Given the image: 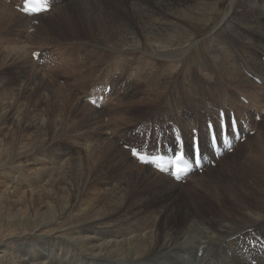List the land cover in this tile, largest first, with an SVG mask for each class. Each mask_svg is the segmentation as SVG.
Returning <instances> with one entry per match:
<instances>
[{
    "label": "rangeland",
    "instance_id": "1",
    "mask_svg": "<svg viewBox=\"0 0 264 264\" xmlns=\"http://www.w3.org/2000/svg\"><path fill=\"white\" fill-rule=\"evenodd\" d=\"M159 2L180 9L172 14L161 10ZM136 3L148 7L154 18L172 16L171 26L162 31L165 42L147 45L131 6ZM21 4L0 0V264H67L79 255L77 264H85V255L94 257L90 264H99L100 256L93 254L87 239L115 223L125 227L120 232L127 231L128 224L117 219L124 214H136L131 223L149 236L158 228L163 232L168 211L159 207L162 200L181 208L173 221L176 229L194 221L200 230L217 236L214 227L226 225L239 229L240 242L251 238L250 229L264 234V191L238 199L223 191L225 185H247L250 161L245 159L264 141V110L255 112L257 134L237 137L226 157L217 156L181 182L128 156L131 149L159 150L144 132L157 134V127L166 124L164 137L170 140L168 122L180 126L187 137L191 118L182 121L183 113L204 117L216 103L217 116L224 104L222 92L237 106L234 112L250 102L258 111L264 106L255 98L264 97L260 80L256 88L244 91L226 77L242 71L241 66L264 71V49L242 42L246 38L264 44V39L240 20L247 18L246 4L264 12V0H64L38 18L36 33L29 30L33 20L19 14ZM103 8L122 19L133 43L118 41L117 21L109 19L112 27L107 29L98 17ZM20 18L27 23L18 25ZM222 61L232 68L220 70ZM106 88L110 93L100 108L87 102ZM239 95L245 97L242 105Z\"/></svg>",
    "mask_w": 264,
    "mask_h": 264
},
{
    "label": "bare ground",
    "instance_id": "2",
    "mask_svg": "<svg viewBox=\"0 0 264 264\" xmlns=\"http://www.w3.org/2000/svg\"><path fill=\"white\" fill-rule=\"evenodd\" d=\"M63 2H64V0H54V6L56 8L61 7L62 6L61 4ZM100 4L101 3H99L97 5L99 6ZM157 4L159 5V8L161 10H163V9L168 10V11H170V13L172 12V14L180 9V8H178L177 4H173L172 5L173 8H170L167 4L165 5L162 2H159ZM175 5H177V6H175ZM131 6H132L133 11L136 13V16H137L136 18H138L139 22L142 24V26H141L142 28H141V30H139V33L142 36H144V38H146V41L148 42L147 45L148 44L150 45V42H153V41L154 42H160V43L165 42L167 40V38L164 34H162V31L168 29L169 26H171V21H170L171 18L169 19V17H172V16H169L167 18L166 17L163 18V17H161V14L157 13V11H156L157 15L159 14L160 17L154 18V15H151V16L149 15L150 12L147 10L148 7L144 8L139 3L133 4ZM55 7H53V8H55ZM86 7L91 8V9L94 8L91 3H87ZM245 8H246V12H247L245 14H247V18L246 19H240L241 22L244 23V25H245L244 27L245 28L247 27L248 29L252 30V32L254 31V32L258 33L259 34L258 36H260L259 38L264 39V23L262 21V16H264V12L259 11V8H257V9L254 8L253 4L250 6L248 4H246ZM243 10H245V9H243ZM52 11H53V9L51 11H49L48 13H42V14H39V15L34 16V17H27L25 15H22L21 13H19V14L22 15L23 18L25 17L27 19L33 20V24L31 23V26L33 25L34 28L29 29V30L31 32L36 33V28L40 24V22L39 23L36 22L38 20V18H40L41 16H44V15H47V14L51 13ZM183 11H185V10L183 9ZM113 13H114V11H113ZM88 14H90V13H88ZM99 14H100L98 16L99 19L103 20L105 22V24H107L109 19H111V21H117V23L120 25L119 27L115 28L116 32H114V33H117L118 41L122 40L123 43L126 44L125 46H128V43H133L134 36H133V34H128L125 32V30H124L125 26L121 22L122 19L120 21L119 17L113 16L114 14L113 15L109 14L107 11H105L104 8L100 11ZM151 14H153V13H151ZM116 16H118V15H116ZM87 17H88V15H87ZM23 18H20V20L18 21V25L22 26L23 23H27V21ZM166 19H167V21H165ZM111 21H109V23ZM239 23H240V21H239ZM107 25H109L107 29L112 27V25L110 26V24H107ZM24 26H25V24H24ZM239 28H240V26H239ZM139 29H140V27H139ZM242 29H243V25H242ZM149 38L151 40H149ZM242 42L245 46H257L258 45L259 47H261V50L264 49V44H260L261 42L256 43V44H252L246 38H243ZM105 44H107V43H105ZM34 53H36V52H34ZM260 58L264 64V55H261ZM236 61H239V60L235 59L233 62H236ZM222 66L223 67L222 68L220 67V70H228L229 68H232V67H229L230 65L226 64V62H224V61H222ZM241 70L244 73H241L242 71H237V73H235L233 76L228 75L226 77H228L232 83L236 82L240 86H244V88H245L244 91H248L252 88L254 89V87L256 86L255 84L258 83L257 82L258 80H260V82L263 85L262 87H264V82H263L264 81V71L257 70L255 68H251L252 71L250 72L248 69L244 68L243 66H241ZM263 70H264V68H263ZM220 74H222V73H220ZM242 74L247 76V78L243 79ZM215 88H217V87H215ZM215 88L213 89L214 93H215ZM219 92H221V91H219ZM225 93L226 92L221 93V94L225 95V96H221V98L224 102L223 107L218 106V108H219V111L221 110L227 114L228 119L230 116V112L233 113L236 118H238L239 122L238 123L235 122L233 125V128H232V125H231L230 120H229L228 121L229 122L228 128L226 130L228 143L236 144L237 138L235 137L236 135H234V134H236V132H239L240 136H242V135L245 136L246 133L248 134V132H251V131H256V134H257L259 126H258V124H256V122L254 120L255 116H256L255 114L258 112V115H259L261 113V111L264 110V106H263L264 104L262 105L263 107L261 109H259V111H258V110H256V108L253 107V104L255 102L252 104L249 101L251 106L246 107V106L242 105V103H240L241 97L242 98H245V97L242 95H239L240 97L237 99V97H238V95H237V97L235 99H237L238 102L240 103V105H242L241 106L242 108H241V112L239 110L237 112H234V109L237 106L234 103H231L229 98H227L228 100H225V97H228ZM235 95L236 94H234V96ZM229 97H230V95H229ZM255 98H256V100H258V103L259 102L263 103V101H264L263 95L258 96V97L256 96ZM216 105L217 104L215 103V104H212L210 106L212 108L211 114L203 113L204 117H200V118L193 115V113H190L189 110L186 113L185 112L183 113L184 119L182 118L181 119L182 121L185 120L188 116L191 118V121L189 122L191 132L186 137L184 132L182 130H180V140H181L182 144L180 143V145L178 147H177L176 141L174 140L173 137H171L170 133H169L170 134V140H167L164 137L163 129L165 128L164 126H166V124L162 125V127H157V129H156L157 134H155L154 132L149 134L150 131L144 132V137L148 138L150 135V138L152 137L153 142H155L154 145L156 144V147H160L159 149H161L162 153H163V151L166 152L167 157L173 158L179 150L183 149L186 156H188L192 161L193 155H192V147L191 146H192V141H193V137H194L193 132L194 131L197 132L199 142H200V158H201V163H202V166L204 169L208 162L209 163L215 162V160H216V153L213 151V147L211 146V140L209 139V129L207 127L208 123L212 124V126L216 132V139H217L216 142H217V148L219 151V154H217V155H220L219 157H223V156L226 157L225 152L227 151V148L224 146L223 140H222V138L224 136L222 138L220 137V127L219 126L221 123H220L219 111L216 112L217 116H215V113L213 110L214 106H216ZM238 108H240V107H238ZM245 109H247V111ZM198 116H201V115L198 114ZM203 119H205L204 120L205 123H203ZM224 121L227 124V121L226 120H224ZM261 121L262 122L264 121V117H261ZM3 123H4V121H3ZM239 123H240V126H239ZM169 125L170 124L168 122L166 128L169 129V131L171 130V132H172V126H169ZM236 129H237V131H236ZM139 131H144V129L140 128ZM262 134H260V135H262ZM190 135H191V137H190ZM172 136H173V133H172ZM257 136L259 137V134ZM256 140H257V138H255V141ZM150 141H152V140H150ZM189 142L191 143V146H190ZM257 142H258V140H257ZM158 144H159V146H158ZM251 144H253V143H251ZM252 147H254V146H252ZM145 148H147V147H145ZM147 150H148V148H147ZM171 150H173V151H171ZM145 152H147L149 155H152V156L159 155V153H160L159 150H156V151L148 150ZM251 152L253 154L247 155L248 157L245 159V160L250 161V163H249L250 165H248L246 168L248 172L245 171L247 173L245 175V178H244L245 180L243 179L244 181H248L247 185H243V187L240 186V189L238 188L237 185H236L237 187L236 186L233 187L231 184L229 186L225 185L223 188L224 193H227L230 196V198H232V199H238L240 196H246L247 197V195L249 197L250 196L252 197L255 194H260L264 191V185H263L264 184V172H263V169H264V141H263V139H262V143H260L258 146L251 149ZM246 154H247V152H246ZM128 156H130V158H132L130 154ZM242 160H244V159L242 158ZM219 161H221V159ZM135 162H137V161H135ZM245 163H246V161L243 163V165H245ZM144 167H148L149 169L154 171L151 168V166L146 165ZM196 168H197V166L194 164L192 167V170L188 173L189 177L192 176L191 173H193ZM154 172L157 173L158 175L160 174L156 170ZM160 175H163V174H160ZM163 176L168 177L166 175H163ZM248 176L251 179H248ZM168 178L176 183V181L173 180L171 177H168ZM169 179H167V181H169ZM161 180H163V179H161ZM164 183H165V181H164ZM157 186H158V184H157ZM248 186H250L251 191L246 189ZM221 187H223V186H221ZM170 188H171V185H170ZM168 190H170V189H168ZM221 203L223 204V202H221ZM156 205H158V203ZM159 207L161 209H165V210L167 209V211H168V219L165 222V228H164L163 232H161L158 228L156 231L157 233L155 235L149 236V233H145L144 231H142L143 230L142 227H138L135 223H131L133 220H135L136 214L134 215V217H133V215H131L132 217L131 216L129 217V216L124 214L122 216H119L117 219L122 218L121 222L128 224L127 227L130 230L127 229V231L120 232L125 227L122 224L123 228L120 229L121 223H115L117 225H115L113 228L110 229V228L105 227L106 229L99 232V234L96 235V237L88 238L87 240L91 244L90 250H92L93 254L98 253V255L100 256V257H97V258H99V260L96 259L99 262V264H264V251L262 250V249H264V238H261L259 236L262 234H261V232L255 231L256 229L255 230L250 229L251 238L246 239L245 242H240L238 240L239 232H236V231H239V229H234V228L226 226V225L223 226V225L218 224L214 227L215 230L219 233V234H217V236H212L211 234H208L207 232L202 231V229L200 230L198 228V226L194 223V221L187 222L183 229H176L173 225V221L176 219L181 208L178 210V208L175 207V205L171 206L170 203L168 205V203L163 201V200H162V202L160 201ZM175 214H177V215L175 216ZM166 215H167V213L164 216L162 214L161 218H164ZM190 219H194V218H192L190 216ZM208 223L210 225V222H208ZM126 224H125V226H126ZM118 227H119V229H118ZM217 228H219V230H217ZM112 229H114V230H112ZM248 232H249V230H248ZM95 233H97V232H95ZM143 234H145V235L143 236ZM262 236H264V234ZM224 237H226L227 239H224ZM93 239H95V240H93ZM147 241L149 244L147 243ZM85 242H86V240H85ZM86 244H88V243H86ZM251 244L255 245V249H253L251 247L252 246ZM89 254H90V251H89ZM70 257H71V255H70ZM81 257H82V255L81 256L79 255L78 258L76 256V260L73 258L72 263H67V264H77L80 262ZM83 258H85V264H90V261L94 257H87L85 255V257H83ZM52 261L56 264H63L62 262L61 263L57 262V260H52ZM24 262H25V259H24ZM27 262H28V260H27Z\"/></svg>",
    "mask_w": 264,
    "mask_h": 264
},
{
    "label": "snow or ice",
    "instance_id": "3",
    "mask_svg": "<svg viewBox=\"0 0 264 264\" xmlns=\"http://www.w3.org/2000/svg\"><path fill=\"white\" fill-rule=\"evenodd\" d=\"M27 11L29 12H35L37 10H41V9H38L37 7H32L31 6V0H29V7L26 9ZM42 10H47V6H44ZM221 118H223V113H221ZM232 123L234 124L235 122L232 121ZM220 137L222 138L225 131L227 130L228 128V124H221L220 126ZM208 129H209V139L210 140H215L216 139V132H215V129L213 128L212 124L209 123L208 125ZM192 155H193V158H195L197 155L200 154V142H199V138L198 137H195L194 140H193V143H192ZM133 155H137V153L133 150ZM139 159L141 162H147L146 161V158L144 156H139ZM181 162H184L183 166L181 165ZM175 171H176V174H177V178H179V174L180 173H183V172H186L187 169H188V165L186 163V161L184 160V153L181 152L180 155L176 158L175 160Z\"/></svg>",
    "mask_w": 264,
    "mask_h": 264
}]
</instances>
